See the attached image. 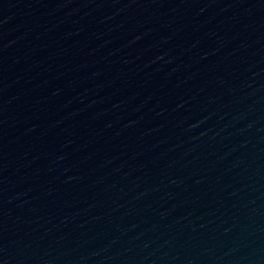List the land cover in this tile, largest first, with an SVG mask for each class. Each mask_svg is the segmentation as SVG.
Instances as JSON below:
<instances>
[{
    "label": "water",
    "instance_id": "water-1",
    "mask_svg": "<svg viewBox=\"0 0 264 264\" xmlns=\"http://www.w3.org/2000/svg\"><path fill=\"white\" fill-rule=\"evenodd\" d=\"M0 264H264V0H0Z\"/></svg>",
    "mask_w": 264,
    "mask_h": 264
}]
</instances>
